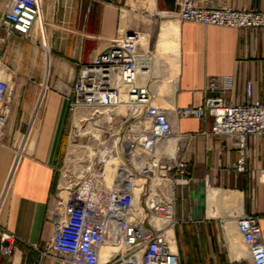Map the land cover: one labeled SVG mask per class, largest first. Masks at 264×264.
Here are the masks:
<instances>
[{
  "label": "crops",
  "instance_id": "obj_1",
  "mask_svg": "<svg viewBox=\"0 0 264 264\" xmlns=\"http://www.w3.org/2000/svg\"><path fill=\"white\" fill-rule=\"evenodd\" d=\"M199 2L248 10L264 6V0ZM9 3L0 0V14ZM39 4L28 37L7 34L0 26V78L10 87L3 102L7 113L0 139V232L15 235L12 253H0V264L36 260L68 264L58 255L41 252L52 234L47 212L55 200L58 168L67 146L70 88L81 64L115 37L129 33L138 35L139 50L152 54L140 82L154 91L171 121L172 136L161 146H179L176 154L189 162L187 184L174 190L172 237L180 264H251L243 245L242 250L235 247L231 258L223 229L229 221L235 231L238 214H254L264 238V132L245 138L243 168L238 169L236 140L210 134L211 116L179 117L174 108L209 104L203 92L207 80L216 76L220 81L223 75L234 82L224 96L226 102H240L247 81L252 97L264 102V29L182 21L174 12V0H39ZM164 28L170 30L166 39ZM172 44L176 51H161ZM229 187L241 195L236 208L225 202Z\"/></svg>",
  "mask_w": 264,
  "mask_h": 264
},
{
  "label": "built area",
  "instance_id": "obj_2",
  "mask_svg": "<svg viewBox=\"0 0 264 264\" xmlns=\"http://www.w3.org/2000/svg\"><path fill=\"white\" fill-rule=\"evenodd\" d=\"M174 2V12L182 21L264 29V6L248 10L203 5L199 0ZM39 12V0H10L0 14V26L7 34L28 37ZM138 44L136 33L117 36L79 66L69 93L66 151L58 168L55 200L47 212L52 234L41 256L55 254L68 264H100L102 246L112 245L116 248L112 258L103 264H180L172 237L174 190L176 185L187 184L189 162L176 154L179 146H161L172 136L171 121L154 91L140 82L150 68L152 54L139 50ZM233 85L230 75L221 76L220 81L211 76L203 90L206 103L211 104L175 107L174 112L179 117L211 116L209 133L236 140L237 168L242 169L245 138L264 132V102L252 97L250 81L240 102H226L224 96ZM9 88L0 78V139ZM76 115H82L80 124H101L93 127L96 134L92 128L87 132L88 141L78 150L70 148ZM111 159L116 164L108 178L106 165ZM224 196L229 207L241 203L235 188H226ZM235 231L251 264H264L263 229L257 216L238 214ZM14 240L13 233L0 232L2 255L12 253Z\"/></svg>",
  "mask_w": 264,
  "mask_h": 264
},
{
  "label": "bare ground",
  "instance_id": "obj_3",
  "mask_svg": "<svg viewBox=\"0 0 264 264\" xmlns=\"http://www.w3.org/2000/svg\"><path fill=\"white\" fill-rule=\"evenodd\" d=\"M167 21H171V22L177 24L175 21H172V20H167ZM171 27H173V25ZM169 31H170L169 28H166V29L164 28L163 34L161 33L162 37L165 38ZM171 34H172V29H171ZM165 48L168 49L169 51L173 52V51H176L177 45L176 44H172L171 46H164V48H162L161 51H163ZM167 102L169 103V101H167ZM81 116L82 115H76L74 117V119H73V123L76 126L80 127V128H81V125H80L79 121L81 120L80 119ZM91 131H94L93 128L91 129ZM94 134H96L95 131H94ZM115 164H116V160L115 159H111L108 162V164L106 165V172H107L106 174H107L108 178L111 177V174L113 173ZM234 234H235V231H234L233 225L231 224V222L226 221L224 223L223 237H224V242H225L226 247H227V249H228V251L230 253L231 258L234 257V251H235V247H236L235 242H234V237H233ZM115 249L116 248L114 246H112V245H104V246H102L101 253H100V264L108 262L110 260V258H112L111 255H112V252Z\"/></svg>",
  "mask_w": 264,
  "mask_h": 264
},
{
  "label": "rangeland",
  "instance_id": "obj_4",
  "mask_svg": "<svg viewBox=\"0 0 264 264\" xmlns=\"http://www.w3.org/2000/svg\"><path fill=\"white\" fill-rule=\"evenodd\" d=\"M81 128L74 127L72 128V133H71V138H70V142L72 143V146H70V148H75L76 150H78L80 148V145H85L88 141V133L90 131L91 128L93 127H97V125H101L98 122H89V124L85 121L82 122ZM114 126V124H112L111 128ZM80 154V153H79ZM234 242L236 247L239 250L243 249L242 244L240 243V240L238 239L237 235L234 234ZM221 243H223V240L221 239ZM247 256V255H246ZM115 258H117V256H115Z\"/></svg>",
  "mask_w": 264,
  "mask_h": 264
},
{
  "label": "water",
  "instance_id": "obj_5",
  "mask_svg": "<svg viewBox=\"0 0 264 264\" xmlns=\"http://www.w3.org/2000/svg\"><path fill=\"white\" fill-rule=\"evenodd\" d=\"M209 104H211V102H209Z\"/></svg>",
  "mask_w": 264,
  "mask_h": 264
}]
</instances>
